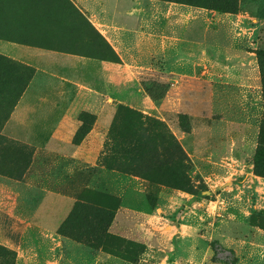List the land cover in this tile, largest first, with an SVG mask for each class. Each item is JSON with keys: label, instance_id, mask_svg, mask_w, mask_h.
<instances>
[{"label": "rangeland", "instance_id": "rangeland-1", "mask_svg": "<svg viewBox=\"0 0 264 264\" xmlns=\"http://www.w3.org/2000/svg\"><path fill=\"white\" fill-rule=\"evenodd\" d=\"M70 1L92 27L63 0L54 12L55 28L46 26L58 4L54 0L30 2L44 11L40 6L19 8L26 0H0V38L10 41L23 35L30 44L46 46L48 31L58 32L59 41L62 31H68L71 45L84 39L88 57L114 61V54L101 50L107 41L89 19L102 14L110 20L115 7L121 13L134 9L139 0ZM207 3L212 9L189 7L211 11L210 26L227 40L228 48L234 34L241 37L248 56L244 69H233L229 55L221 53L208 73L182 70L183 80L173 85L152 51L139 62L146 68H135L129 85L117 88L118 100L104 103L101 110L84 111L95 119H87L85 131L73 143L87 139L91 148L86 159L81 150L80 155L37 150L5 136L0 128V245L16 253V264H264V230L250 220L264 211V181L256 177L253 162L264 148V0ZM220 16L235 22L217 29ZM75 25L84 29L79 36L72 35ZM37 35L43 40L36 42ZM74 46L68 51L82 53ZM127 88L132 92L129 100ZM173 91V100L160 106ZM7 104L0 102L2 119L9 114ZM34 115L40 118L44 111ZM9 125L24 142L42 147L47 141L46 133L30 125ZM169 136L185 155H172V171L144 158L151 148L161 158L162 145L171 146ZM4 140L23 146L24 154L34 152L27 169L9 164L13 149H1ZM259 170L264 173L262 166ZM77 202L114 207L109 232L136 243V259L127 261L60 235V224Z\"/></svg>", "mask_w": 264, "mask_h": 264}, {"label": "crops", "instance_id": "crops-1", "mask_svg": "<svg viewBox=\"0 0 264 264\" xmlns=\"http://www.w3.org/2000/svg\"><path fill=\"white\" fill-rule=\"evenodd\" d=\"M132 6L133 3L130 7ZM136 6L121 13L115 7L110 20L102 14L96 20L88 18L121 61L88 57L83 51L86 50L84 39L74 40L75 46L71 45L69 38L65 37L69 34L68 31H62L60 41L57 40L60 36L58 32L48 31L47 40H44L47 45L44 47L0 38L1 55L34 70L27 88L4 124L2 134L37 150H49L62 155L74 152L80 155L81 150L84 151L81 154H84L91 148L87 139L79 145L73 143L81 126L80 113L97 108L101 110L104 103L118 100L117 88L129 85L133 80L135 68H146L139 62H143L152 51L157 52L161 59L158 68L166 71L169 80L175 82L173 85L183 80L179 76L182 70L202 69V74H205L207 69L212 70L215 63L220 61L221 53L229 55V63L233 69L246 67L248 56L243 51L241 37L237 38L233 33V46L228 48L227 40H223L219 33L215 35L217 32L210 26L214 21V15L208 18L211 11H199L182 4L149 0H139ZM231 20L235 22V19L228 16L217 17V29ZM71 46L82 50V53L68 51ZM101 50L111 53L107 47ZM94 52L99 53L100 50ZM251 70L254 71L252 68ZM193 78L202 77L194 75ZM237 78L240 82L244 81L241 75ZM13 83L10 97L14 96L20 87V73L16 76L13 74ZM125 92H130L126 93L129 100L132 92L128 88ZM175 93L169 92L158 104L166 105L173 100ZM143 101L150 103L146 97ZM43 111L44 115L40 118L34 115ZM11 123L17 127L30 125L36 132L46 133L48 137L45 145L39 147L22 141L12 132L9 125ZM93 132L98 134L96 129ZM86 156L85 153L83 159H86ZM256 177L264 181L263 177Z\"/></svg>", "mask_w": 264, "mask_h": 264}, {"label": "trees", "instance_id": "trees-1", "mask_svg": "<svg viewBox=\"0 0 264 264\" xmlns=\"http://www.w3.org/2000/svg\"><path fill=\"white\" fill-rule=\"evenodd\" d=\"M31 1L32 0H26L27 3H25V5L23 6H20L19 8L23 7L22 8L23 10L25 9L33 10L37 8L38 6H40V9H43L42 5H37L36 7H33L32 3H30ZM54 1L55 3H58V4L54 5L55 8H52L53 17L50 16L52 17V19L48 20V23H49L48 25H46L45 23L44 24L47 27L50 26V27L55 28L54 24L56 23L54 19L56 17L54 16V12H56V9H57L56 7L60 6L59 8L61 9L63 4L60 3V0H54ZM63 1H65L66 5L70 7V9L74 12L75 16H77L79 19L85 20V23H87V26L92 27L90 23L84 18V16L79 11V9L75 7V5L70 0H63ZM159 1L176 3V4H184L188 6H194V7L205 8V9H212V6L207 3V0H159ZM17 12H18L16 13L17 15L20 14L19 9L17 10ZM74 14H71V15H74ZM50 17L48 18L50 19ZM39 22L40 21H38V23ZM40 26H44V25L41 24ZM25 30L29 31L28 27H26ZM73 30L75 31H72V35L78 34L79 36V34L82 33L84 29H82L81 27H77V25H75ZM32 31H34V29H32ZM22 37L24 36L22 35ZM22 37L16 36L10 39V41L23 43V44L31 43V41L23 39ZM80 37H83V36H80ZM34 40L36 42H39L43 40V38L40 35H37L34 38ZM105 44H107L106 46L110 49L111 53L114 54V60L119 61L118 56L114 53V51L109 46V44L108 43H105ZM38 46H41V45H38ZM16 73L17 74L20 73L21 84L16 94L10 97L9 93L11 92L14 86L13 74H15L16 76L17 75ZM33 74H34V70L32 68L26 65H23L21 63H18L0 54V102L4 101L8 103L7 104L8 108L5 111L9 113L6 119H2V117L0 116V128L1 127L3 128L4 124L10 118L11 113L13 112L15 106L18 104V101L20 97L22 96L23 92L25 91V89L27 88L30 80L33 77ZM87 119L94 120L95 117L87 116V113L85 112L79 115L81 126L79 127L75 135V138L77 135L79 136L80 133L85 129ZM168 138H169V141L172 142L171 146L169 147L167 145H162L161 158L157 156L156 150L154 148L149 149V151L145 153L144 158L148 159L147 160L148 163L151 162L152 164L153 163L157 164L159 162L157 166L162 167V165H164L165 167L169 169V171H172L173 164L176 162L175 157H172V155L173 154L181 155L182 157H184L185 155L178 141H176L173 136H169ZM3 142L4 144L2 143L3 145H1V149H13L10 151V154L7 157L10 162L9 164H14L16 166L22 167L23 169L25 168L27 169L32 164V161H33L32 157L34 155L33 151H30L24 154L22 152V151H25V148H23V146L14 147L12 146L14 145L13 142H10L7 140L6 141L4 140ZM253 162H254L255 170L256 172H258L257 175L264 178V173L261 170H259L260 166L264 168V148L257 151ZM146 174L148 173L146 172ZM115 215H116V209L114 207H111V206L103 207V206H98V205H94L90 203L77 202L73 206L71 212L66 217V219L60 224L58 228V233L78 243H82L92 249L103 250L118 258H121L127 261H133L136 259L139 246L134 242L126 241V239L112 235L109 232V229L114 221ZM250 220L252 223L258 222V226L262 230H264V211L263 210L259 211L258 213L253 214ZM16 260H17V255L14 251L7 249L6 247L0 245V264H16Z\"/></svg>", "mask_w": 264, "mask_h": 264}]
</instances>
